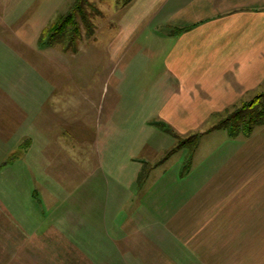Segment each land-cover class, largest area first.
I'll return each mask as SVG.
<instances>
[{"label":"rangeland","instance_id":"1","mask_svg":"<svg viewBox=\"0 0 264 264\" xmlns=\"http://www.w3.org/2000/svg\"><path fill=\"white\" fill-rule=\"evenodd\" d=\"M125 4L126 0H0V115L11 110V101L3 97L14 92L23 100L12 102L16 114L21 105L22 115L29 105L35 111L29 122L28 116L20 117L21 129L19 125L11 134L0 122V264H201L186 261L169 229L158 232L156 221L151 229L143 226L146 221L138 209L126 213L133 195L127 198L123 189L113 188L116 179L124 186L128 174L125 158L119 166L111 164L116 163V153L125 152L114 142L125 136L117 127L124 129L128 121L109 117L116 93L109 77L111 47L120 29L115 21L143 7L140 1ZM74 10L80 32L54 31L51 41L41 45L43 28ZM14 79L16 86H9ZM126 89L121 87L123 94ZM110 121L112 129L105 132L103 125ZM214 121L218 118L184 135L199 133L198 145L188 141L158 166L175 172L182 189L188 187L190 173L199 174L193 184L204 183L201 176L208 174L215 155L221 157L233 147L227 140L237 146L264 139L260 132L253 137L239 134L237 139L224 129L201 133ZM31 133H36L34 140ZM163 137L160 144L165 147L156 159L177 145L172 134ZM193 148L195 158L190 157ZM101 170L112 171L111 178ZM103 175L106 181H100ZM116 215L122 220L120 227Z\"/></svg>","mask_w":264,"mask_h":264},{"label":"crops","instance_id":"2","mask_svg":"<svg viewBox=\"0 0 264 264\" xmlns=\"http://www.w3.org/2000/svg\"><path fill=\"white\" fill-rule=\"evenodd\" d=\"M136 1L143 5L137 13L117 16L120 29L111 47L109 77L116 93L109 117L128 118L124 129L117 127L125 136L114 142L125 151L123 158L118 152L111 163L119 166L125 158L128 174L124 186L116 179L113 188L123 189L127 198L133 195L125 211H141L143 226L151 229L156 221L158 232L169 229L186 261L264 264V139L237 146L227 140L234 148L215 155L208 174L201 176L204 183L193 184L199 174L190 173L184 189L175 172L158 167L181 148L171 146L165 157L155 158L165 147L160 144L163 133L171 136L162 125L183 136L193 134L209 118L219 119L228 108L264 90V0H131L125 5ZM123 85L133 95L123 94ZM9 86H16L15 79ZM3 99L11 101V110L0 115V122L11 134L19 125L21 129V118L31 121L34 105L23 115L21 105L16 114L12 102L23 100L16 92ZM214 123L201 133L224 129L233 139L244 134L211 128ZM107 127L112 129L111 121L103 125L105 132ZM253 130L247 137L260 132L264 138V124ZM105 172L111 178L113 172L101 170ZM100 179L106 181L105 175Z\"/></svg>","mask_w":264,"mask_h":264},{"label":"trees","instance_id":"3","mask_svg":"<svg viewBox=\"0 0 264 264\" xmlns=\"http://www.w3.org/2000/svg\"><path fill=\"white\" fill-rule=\"evenodd\" d=\"M129 1L131 0H126V3ZM80 6L82 5L79 3L76 4V7H78L79 11L82 12L84 19L88 21L84 13V8ZM67 28L69 31H72L71 33L76 32V34H78L80 32L79 22L75 17V10L67 15L58 16L55 21L51 22L50 25L45 26L41 32L39 40L40 44L44 45L45 43L50 42V37L53 38L55 36L53 34L54 31L63 32ZM47 38H49V41L46 40ZM219 117L218 121L211 128H227L233 135H237L239 133L249 135L255 126L264 124V91L249 101H243L239 104L233 105L220 114ZM162 127L177 138V145L174 147V150L184 147L188 141L193 142L194 146L198 145V138L196 136L199 137V133H195L193 137L189 138L180 135L169 127V125H162ZM194 152L195 148H193V153ZM193 153L190 152V157Z\"/></svg>","mask_w":264,"mask_h":264}]
</instances>
